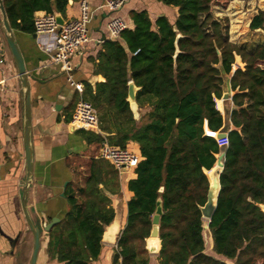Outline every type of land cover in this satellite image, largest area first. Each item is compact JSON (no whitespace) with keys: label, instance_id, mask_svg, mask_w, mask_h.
Here are the masks:
<instances>
[{"label":"trees","instance_id":"16d2710c","mask_svg":"<svg viewBox=\"0 0 264 264\" xmlns=\"http://www.w3.org/2000/svg\"><path fill=\"white\" fill-rule=\"evenodd\" d=\"M68 1L2 0L11 28L25 32L34 29L35 11L64 15ZM157 1L177 8L174 22L165 15L152 20L145 9L131 10L132 26L120 39H104L90 58L104 81L94 87L84 82L81 94L97 110L99 128L114 129L106 137L109 143L126 147L134 141L140 151L135 176L126 182L132 196L111 264H149L145 238L158 198L163 207L159 264H264V43L230 41L228 21L211 12L214 0ZM240 18H233L240 21L231 26L233 38L248 25L249 18ZM248 26L264 29V9ZM236 56L244 67L233 70L240 64ZM224 75L230 76L233 91L227 146L224 137H214L225 129ZM130 80L139 88V108L148 107L139 121L127 100ZM89 134L87 142L97 152L103 137ZM221 151L220 190L208 221L200 207ZM94 156L72 166L65 190L68 208L48 232L46 252L54 264H92L104 227L113 219L106 191L120 190L118 172Z\"/></svg>","mask_w":264,"mask_h":264},{"label":"crops","instance_id":"0c3cea01","mask_svg":"<svg viewBox=\"0 0 264 264\" xmlns=\"http://www.w3.org/2000/svg\"><path fill=\"white\" fill-rule=\"evenodd\" d=\"M88 2L91 40L82 48L81 53L73 58L71 75L74 81L82 85L88 82L92 87L96 82L104 81V78L94 72L96 66L90 58L96 56L104 39H109L106 22L113 14L126 19L129 27L132 26L129 16L131 10L145 9L152 20L159 15H165L171 23L177 16L176 7L157 0H129L116 12L108 9L105 0H88ZM77 13L78 0H71L68 1L65 14L62 16L67 19L75 17ZM12 30L25 68L34 77L33 80L30 79V143L33 167L27 208L34 224L42 228L44 223H48L52 217L61 218L68 208L66 197L61 196V192L64 183L68 184L72 179V166L77 165L79 161L80 165H83L91 154L98 158L95 144L87 142L86 136L90 135L89 132L98 133L105 138L115 133L113 128L112 132H105L100 128L96 131L73 126L70 118L75 103L81 95L67 81V74L63 73L58 65L51 63L50 49L53 36L37 35L34 29L31 32L13 28ZM239 42L248 45L264 43V38L251 44L245 40ZM237 58L240 64L236 67L243 68L244 64L239 56H236L235 63ZM0 60H2L0 77H3V80L0 78V264H28L33 248V238L21 204L25 178L23 88L6 42L1 12ZM236 67L233 66V68ZM231 96L229 95L230 101L224 103L223 111H221L223 126L227 131L233 128L230 121V111L233 108ZM147 110L148 107L139 108L137 104L136 112L133 113L134 119L139 121L140 116ZM226 110H228L227 114ZM126 147L140 155L136 142L129 141ZM118 176L120 190L115 193L106 191L114 209L110 224L116 225L118 233H115V242L101 241L100 254L92 264H111L113 254L117 250V237L127 222V201L132 196V192L127 190L126 182L135 174L133 170H130ZM9 238L14 239V242ZM47 241L48 232L41 230L40 249L35 264L55 263V260L47 255ZM149 264H159L158 251L149 253Z\"/></svg>","mask_w":264,"mask_h":264},{"label":"built area","instance_id":"2783aa9c","mask_svg":"<svg viewBox=\"0 0 264 264\" xmlns=\"http://www.w3.org/2000/svg\"><path fill=\"white\" fill-rule=\"evenodd\" d=\"M128 1L105 0V4L111 12H116ZM89 20L90 6L88 0H78L77 15L67 19L64 18L62 24L57 22L54 11H35L33 14V28L35 33L37 35L53 36L50 49L52 52L51 63L58 65L60 70L67 74V81L75 87L79 95L82 94L83 85L80 82L74 81L72 78L73 58L81 53L82 48L91 40ZM127 28H129V23L126 19L117 14H113L106 22L107 37L109 39L119 38L121 32ZM70 123L76 127L98 131V112L90 101L80 97L75 103ZM225 139L227 146V138ZM96 157L109 161L119 175H124L130 170H133L140 160L139 154L127 147L113 145L105 137L101 141Z\"/></svg>","mask_w":264,"mask_h":264},{"label":"water","instance_id":"95a60500","mask_svg":"<svg viewBox=\"0 0 264 264\" xmlns=\"http://www.w3.org/2000/svg\"><path fill=\"white\" fill-rule=\"evenodd\" d=\"M69 1H71V0H69ZM0 12H1V16H2L3 28L5 31L6 42H7V45L9 47V50L11 52V55L13 57V60L15 62V65L17 68V73H18V78L20 79L21 84H22V88H23V143H24V151H25V178H24V183H23L21 204H22V209H23V214H24L25 220L27 222L28 228H29V230L32 234V238H33V248H32L31 257H30L28 264H35L37 256H38V252L40 249L41 230L49 232V230L56 223H58L60 221V218L57 216L52 217L51 220L46 224L44 223L43 227L41 228V227L34 224V222L32 221V219L30 217V214L28 212L27 196H28L29 184L31 181L32 167H33L32 149H31V143H30V125H31L30 79L33 80L34 77L32 74L27 72V70L25 68V64H24L22 54H21L20 49H19L17 42L15 40L14 33H13V30H12L11 25L9 23V20H8V17H7V14H6L2 0H0ZM54 12L56 14L57 22L62 24L64 22V17L62 16L61 13H59L57 11H54ZM138 89L139 88L134 84V82L132 80H130L128 82L127 100L129 102V106H130L132 113H135L136 109H137V102H136L135 95H136V92ZM221 98L222 99L229 98V93H227V92L223 93ZM227 135H228V132L223 131L221 129V130L215 132L214 137L216 140H218V139H221L223 137L227 138ZM224 156H225V151H221L217 155V158L215 161V163H217L221 167L220 171L222 170V168L224 166V161H223ZM66 185H67V182L64 183L63 190L61 192V196H65L64 191H65ZM216 187H218L217 193H215ZM219 190H220L219 178H218V182H213L212 184L209 182V187H208L207 195H206V201H205L204 205L200 207L203 219L206 218V219H208V221H210V219H211V217L215 211V208H216V202H217V196H218ZM159 191L162 192L163 187H160ZM261 207L264 208V203L261 204ZM162 214H163L162 200H161V198H158L156 201L155 211L152 215V221H151L152 226H151L149 237H158L159 238V220H160V216ZM109 224H107L104 227V231L102 233V238H101L102 242L103 241L104 242H115V237H116L115 233L116 232L118 233V231H117L115 224H110V225ZM106 233H107V235H106ZM117 239H118V237H117ZM147 239H148V237H147ZM147 239H146V241H147ZM9 240H12V242H14L13 241L14 239L9 238ZM116 242H117V240H116ZM145 246H146V249L148 250L149 253L155 252L151 248H148L147 244Z\"/></svg>","mask_w":264,"mask_h":264},{"label":"rangeland","instance_id":"374dc122","mask_svg":"<svg viewBox=\"0 0 264 264\" xmlns=\"http://www.w3.org/2000/svg\"><path fill=\"white\" fill-rule=\"evenodd\" d=\"M264 7V3L262 0H214L211 5V12L214 17L217 18H225L228 21L229 29V40L235 43H240L239 41H248L251 44L254 41H260L264 38V29H257L254 31L249 30V22L251 18L257 13L259 9ZM242 16L249 18L248 25L241 26L238 31L235 32V37L231 36V26L233 22L239 23L241 21ZM239 17L240 21H235L233 18ZM245 18V19H246ZM240 24V23H239ZM241 39V40H239ZM239 40V41H238ZM236 61V60H235ZM238 64L234 65L235 67ZM235 68H233L234 70ZM229 75H224L222 90L223 93H229V95L233 94V91L230 89L228 85ZM222 99V98H221ZM224 103L230 101L228 98L223 99ZM228 110H226L227 114ZM223 131H227V129H222ZM216 167L220 166L217 164Z\"/></svg>","mask_w":264,"mask_h":264},{"label":"bare ground","instance_id":"6f19581e","mask_svg":"<svg viewBox=\"0 0 264 264\" xmlns=\"http://www.w3.org/2000/svg\"><path fill=\"white\" fill-rule=\"evenodd\" d=\"M220 170L219 167H214L209 172V182L212 184L213 182H218V171ZM218 187L215 188V193H217ZM206 219V218H205ZM107 235V233H106ZM147 247L151 248L155 252H157L160 248V239L158 237H148L146 241Z\"/></svg>","mask_w":264,"mask_h":264}]
</instances>
